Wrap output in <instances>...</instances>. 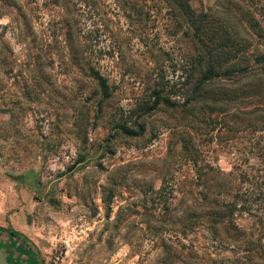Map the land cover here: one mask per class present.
<instances>
[{
    "label": "rangeland",
    "instance_id": "obj_1",
    "mask_svg": "<svg viewBox=\"0 0 264 264\" xmlns=\"http://www.w3.org/2000/svg\"><path fill=\"white\" fill-rule=\"evenodd\" d=\"M13 1H0V226L18 234L13 246L2 233L7 254L20 264L30 263L14 249L20 246L37 264H160L165 244L191 253L180 264H262L247 261L243 245L223 230L214 234L205 221L181 231L186 210L203 207L179 138L198 135L181 108L163 106L141 118L134 111L151 101L159 78L173 101L184 102L176 90L194 62V46L167 8L150 3L136 14L118 0ZM228 2L264 27V0L190 5L224 15ZM232 25L247 34L245 23ZM88 65L108 79V99ZM125 118L143 121V133L116 132ZM245 140L202 146L205 161L231 172L234 184L241 170L264 166L245 151ZM254 218L243 212L237 222L250 226Z\"/></svg>",
    "mask_w": 264,
    "mask_h": 264
},
{
    "label": "trees",
    "instance_id": "obj_2",
    "mask_svg": "<svg viewBox=\"0 0 264 264\" xmlns=\"http://www.w3.org/2000/svg\"><path fill=\"white\" fill-rule=\"evenodd\" d=\"M0 1L15 4L13 0ZM118 1L124 9L136 14L142 12L145 4L166 7L177 27L194 46V62L185 71L184 80L176 90L183 93L184 102L173 101L166 93L172 92L171 87L167 88L159 78V82L150 88L151 101H142L134 110L141 118L163 106L168 110L181 108L183 118L191 121L198 135L188 132L180 134L179 138L178 152L194 168V183L201 188L202 202L198 203L203 207L201 210H186L179 219L181 231H190L205 221L214 234L220 236L223 230L224 237L243 245L247 261H255V257L264 261V166L258 165L252 173L241 170L238 172L239 183L234 184L229 176L232 173H225L206 162L202 150L203 143L213 139L220 142L246 137L250 146L247 144L245 151L260 157L264 163V27L249 10L237 3H223L222 15L212 10L195 11L190 0ZM239 21L245 23L247 34L241 33V28L233 27L232 24ZM67 34V44L74 52V38L71 32ZM86 73L95 81L101 98L108 99L112 95L108 79L91 65L86 66ZM130 121L125 118L118 122L116 132L129 136L142 134L145 123L139 122L138 118ZM173 151H177L174 146ZM162 182L165 183V176ZM246 183L249 185L245 186ZM252 208L259 213L252 212ZM243 212L256 217L250 226L237 222L238 215ZM2 233H6L15 246L17 231L0 226V244L4 248ZM162 245L160 264H180L183 256L190 257L191 253L183 255L179 250ZM14 249L26 256L29 264H37L32 251L21 246ZM7 258L11 264H20L9 254Z\"/></svg>",
    "mask_w": 264,
    "mask_h": 264
},
{
    "label": "water",
    "instance_id": "obj_3",
    "mask_svg": "<svg viewBox=\"0 0 264 264\" xmlns=\"http://www.w3.org/2000/svg\"><path fill=\"white\" fill-rule=\"evenodd\" d=\"M0 264H11V262L7 258V253L1 244H0Z\"/></svg>",
    "mask_w": 264,
    "mask_h": 264
}]
</instances>
